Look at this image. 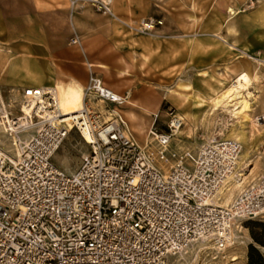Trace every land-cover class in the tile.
Wrapping results in <instances>:
<instances>
[{"label":"built area","instance_id":"1","mask_svg":"<svg viewBox=\"0 0 264 264\" xmlns=\"http://www.w3.org/2000/svg\"><path fill=\"white\" fill-rule=\"evenodd\" d=\"M83 1L98 0H69ZM99 3L112 15L110 1ZM71 43L81 45L76 33ZM84 93L108 105L106 118L83 100L66 119L53 85L23 87L16 112L0 93V122L11 121L3 132L18 144L15 154L0 145V264H178L195 244L223 251L237 223L264 216V169L221 204L238 140L213 135L194 150L174 148L184 121L169 109L162 126L157 114L149 126L153 146L139 143L119 109L125 97L91 69ZM73 128L88 149L67 171L53 156Z\"/></svg>","mask_w":264,"mask_h":264},{"label":"rangeland","instance_id":"2","mask_svg":"<svg viewBox=\"0 0 264 264\" xmlns=\"http://www.w3.org/2000/svg\"><path fill=\"white\" fill-rule=\"evenodd\" d=\"M100 1H83L71 7L69 0H0V6H5L4 17L8 22L0 26V31L8 38L9 45H14L15 51L37 44L40 40L47 42L54 49L75 47L85 56L76 17L82 13H90L93 18L88 19L92 23H96V19L107 20L116 26L119 33L167 42L168 51H164L161 58L152 59L151 66L150 42L142 40L136 44L138 51L133 56L137 66L132 70V82L123 81L114 71L96 72L94 66L85 61L87 73L89 74L91 69L100 76L105 85L119 94H122L120 89L131 83L141 88L142 102H130V97L126 94L123 104L119 107L137 141L144 140L145 132H137L138 125L148 129L153 117L150 113L156 111L155 109L158 111L154 124L158 126H162V122L166 120V110L172 109L182 115L184 122L176 138H179V144H182L184 149L194 150L202 140L213 135L227 138L231 126L240 127L248 136L240 152L248 156V160L243 159L239 165L244 176L241 189L256 179L264 169V122L256 126L258 129L250 123L241 126L238 120L212 112L211 103L207 100L214 90L219 89L215 80L216 71L232 62L243 64L247 61L256 70V78L252 84L259 95L251 114L264 113V19L255 15L258 10H264V0H111L110 8L119 19L103 12L98 7ZM227 5L239 11L228 21ZM149 20L155 23L152 30L145 29L143 24ZM75 33L79 36L80 46L71 43V37ZM214 34L227 39L226 42ZM228 43L247 50L258 58L259 63L240 55L239 51L229 47ZM180 82L188 84L189 87H178ZM54 85L57 88L56 83ZM167 88H176L177 92H174L173 98L179 102V106L169 96L165 99L162 97ZM2 96L16 101L12 108V111L16 112L20 97L13 99L8 90H5ZM195 96L204 101L200 106L190 105ZM84 100L93 110L101 112L104 118L108 116V105L90 95L84 96ZM188 111H193L198 116L195 131ZM125 112L133 113V118H129ZM0 145L13 152L12 138L2 132L1 128ZM171 146L176 148L174 139ZM87 149L88 145L81 134L73 128L54 153L53 161L65 170L72 171ZM248 162L252 163L248 166ZM236 193L238 190L233 196ZM251 220L264 221V216ZM246 222L247 220H243L237 223L234 231L235 241L223 251L216 252L209 244H195L182 255L178 264H246L249 243H253L264 254V247L253 242ZM232 255H238L234 263L230 260Z\"/></svg>","mask_w":264,"mask_h":264},{"label":"crops","instance_id":"3","mask_svg":"<svg viewBox=\"0 0 264 264\" xmlns=\"http://www.w3.org/2000/svg\"><path fill=\"white\" fill-rule=\"evenodd\" d=\"M4 11L5 6H0L1 27L8 23L7 18L4 17ZM88 17L93 18V15L82 13L76 17L83 41V50L86 52L85 56L75 47L66 46L59 50L51 48L47 42L40 40L37 44L29 45L21 51H15L14 45H9L8 38L0 31V93L5 94V90H8L12 95L17 94V97H20L23 87L55 86L54 84L57 82H61L64 85L79 86L83 89L88 77L85 61L93 65L96 72L114 71L119 74L123 81L132 82V76L134 75L132 70L137 66L135 56H133L138 51L136 50L137 43L142 40L150 42V66L153 65L152 59L161 58L164 51H168L167 42L119 33L116 26L109 21L96 19V23H92ZM166 63L168 65V61ZM246 64H248L247 61H244L243 64L232 62L229 65H225L221 70L216 71V84L219 85L217 80L222 77H226L225 80L230 81ZM120 90L122 93L120 95L124 96L127 94L130 97V102H142L140 98L141 88L136 87L133 83ZM162 97L164 99L167 98L163 94ZM170 98L174 99L179 106V102L175 98ZM155 110L150 113V115H153L151 123L154 121V115L157 114L158 109ZM127 111L129 112V110ZM138 127L137 132L140 133H143L144 130L147 132L149 129L141 125H138ZM138 141L143 142V140Z\"/></svg>","mask_w":264,"mask_h":264},{"label":"bare ground","instance_id":"4","mask_svg":"<svg viewBox=\"0 0 264 264\" xmlns=\"http://www.w3.org/2000/svg\"><path fill=\"white\" fill-rule=\"evenodd\" d=\"M104 2L111 1V0H102ZM226 10L228 12L227 19L228 21L230 18L238 14V10L233 8L230 5L226 6ZM112 15L116 17V19H119L114 12H112ZM255 15L259 18H264V10H258ZM121 20V19H120ZM119 20V21H120ZM125 23V22H124ZM129 25V24H128ZM142 29V28H141ZM218 31V30H217ZM218 33V32H217ZM218 38H220L222 41H225L220 35L214 34ZM228 42V41H227ZM229 47L235 48L239 51L240 55H245L246 57L250 58L252 61H256L259 63L258 58L253 56L251 53H249L245 49L236 48L235 44L228 43ZM221 75V74H220ZM224 76V75H223ZM226 78V77H225ZM225 78L218 79V84L220 85V88L213 93V95L210 96V98L207 101H210L212 112H217L219 114L227 115L235 120H238L240 125L242 124H252L253 126H258L261 122H264V113H260L258 115L251 114V111L253 109V104L257 101L258 98V90L255 91V86L252 84L253 80L256 78V70L254 68H251V64L248 62L246 66L237 72L235 74V77L232 78L230 81L225 82ZM258 80V79H257ZM255 81V80H254ZM178 87L182 86L185 88H188L189 85L185 83H178ZM57 88L56 90V97L58 100L59 107L61 109V112L63 115L66 116V119H70L71 117H75V114L79 112V109L83 106V100H84V89H82L79 86H71V85H64L61 82L56 83ZM55 87V86H54ZM177 88V86H176ZM175 88V89H176ZM175 89H169L167 88L163 95L165 97H173ZM187 90V89H186ZM177 92V91H176ZM13 99L18 98L17 94L12 95ZM81 102V104H80ZM204 101L201 100L198 96H195L193 101L191 102L194 105H201ZM128 103V102H127ZM80 105V106H79ZM23 110L28 111V107L23 106ZM5 114V111H3ZM126 113V112H125ZM129 118H133L134 115L131 113H126ZM190 118L192 119L193 125H194V131L197 129V120L198 116L192 111H188L187 113ZM23 120V119H22ZM6 121L11 124V121L9 119V116L5 115L1 119L0 122V128L3 132V128L1 126V123H4L6 125ZM257 128V127H256ZM258 129V128H257ZM180 129L177 131L176 135L179 133ZM176 135L174 136V140L176 141V148L177 149H184L185 147L181 143L179 138H176ZM225 135V134H224ZM227 138H233L240 142L241 144V150L242 145L246 143L247 141V135L245 131H243L240 127L236 128L234 126H231V128L227 132ZM87 138V136H86ZM152 135L149 132V129L147 132H144V140L143 142L151 145L153 142ZM12 150L13 153H18V144L15 137H12ZM152 146V145H151ZM241 152V151H240ZM245 159L248 160L247 154H239V159L237 162V169L228 177V182L226 184L225 190H223V200L221 204L226 205L228 204L233 194L236 190L238 192L241 190V184L243 182V177L240 172V162ZM252 162H248L246 165H250ZM252 169V168H251ZM184 255V254H182ZM182 257V256H181ZM238 259V255H232L230 260L233 261V263ZM179 263V261H178Z\"/></svg>","mask_w":264,"mask_h":264},{"label":"trees","instance_id":"5","mask_svg":"<svg viewBox=\"0 0 264 264\" xmlns=\"http://www.w3.org/2000/svg\"><path fill=\"white\" fill-rule=\"evenodd\" d=\"M246 220V226L248 227L253 242L264 247V221ZM246 256V264H264V254H262L253 243H249Z\"/></svg>","mask_w":264,"mask_h":264}]
</instances>
